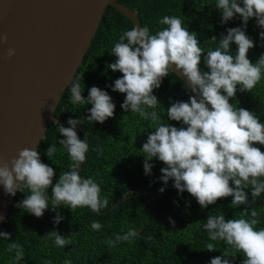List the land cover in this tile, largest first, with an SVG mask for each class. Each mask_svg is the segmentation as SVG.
<instances>
[{"label":"clouds","instance_id":"1","mask_svg":"<svg viewBox=\"0 0 264 264\" xmlns=\"http://www.w3.org/2000/svg\"><path fill=\"white\" fill-rule=\"evenodd\" d=\"M215 7L221 12V24L237 14L242 24L228 28L218 41L216 36L211 37L215 47L207 51L201 47L197 33L189 31L178 16H163L158 24L166 27L154 34L148 26L138 25L122 32L110 51L116 59L107 65L122 75L106 87L125 94L121 104L123 110L138 113L153 125L150 128L154 131L148 133L141 148L145 175L151 174L153 164L150 161L156 158L165 165L159 177L165 187L171 179L178 193L187 191L202 208L231 196L232 207L245 205L247 211L264 193V151L256 146H264V123L254 111L234 106L230 99L238 90L252 92L264 78V53L255 63L248 58L249 50L256 45L246 34L249 20L255 18L257 27L262 29L260 38L264 40V0H216ZM3 39L6 41L7 36ZM233 43L237 46L234 53ZM14 54V49L7 50L9 57ZM202 60L206 71L201 69ZM173 66L186 78V88L191 93L187 101L170 98V106L166 109L168 120L180 122V127L164 122L156 111L160 102L153 94L169 71H174ZM81 81L82 76L69 81L70 102L92 105L86 117L90 121L103 123L113 117L116 105L109 93L93 85L85 97ZM67 123V127L57 123L58 132L64 137L58 142L66 149L71 163L69 170L62 171L54 184V169L42 162L38 145L22 148L17 156L0 161V185L4 192L11 196L18 191L25 193V198L16 206L41 218L51 205L56 212L53 222L57 225L64 219L58 211L60 206L71 211L88 207L96 213L108 206V199H101V187L94 178L80 175V167L89 150L87 139H81L77 132L81 119L69 117ZM55 151L56 145L52 144L46 155L52 159ZM249 186L251 200L245 191ZM165 187L159 192L163 193ZM250 216L251 219H226L224 214L207 217L202 227L209 239L226 245L222 255L211 258L209 264H234L237 253L244 257L241 264H264V227H256L258 212L255 209ZM91 228L100 230L102 225L93 221ZM45 235L54 238L57 247L71 244L70 236L61 235L57 230ZM137 236L133 228L117 234L107 243L115 247L118 242H131ZM10 237L11 233L0 231V238L9 241ZM205 248L208 251L217 249L213 243ZM7 251L14 253L11 264L24 260L22 244L11 241ZM64 264H72V261L65 260Z\"/></svg>","mask_w":264,"mask_h":264},{"label":"trees","instance_id":"2","mask_svg":"<svg viewBox=\"0 0 264 264\" xmlns=\"http://www.w3.org/2000/svg\"><path fill=\"white\" fill-rule=\"evenodd\" d=\"M117 1L135 10L141 26H148L153 34L166 27L158 24L163 16L180 17L189 31L197 33L201 47L206 51L215 47L211 37L216 36L218 41L228 28L242 24L238 14L226 24H221V12L215 7L216 0ZM132 27L128 17L108 5L73 76V79L82 76V95L85 97L93 85L106 90L116 105L114 116L103 123L86 119L92 105H74L70 102L71 83L66 86L54 111V115L59 118L81 119V124L78 125L86 132L89 150L81 165L80 175L94 178L101 187V199L106 197L108 206L99 213L88 207L71 211L60 206L58 211L64 219L57 225L53 222L56 212L51 209V205L41 218L17 207V203L25 198V193L18 191L0 230L11 233L9 241L0 238V264H11L14 253L7 251L11 241L24 246L25 257L19 264H64L65 260H71L72 264H209L210 259L222 255L226 247L222 241H211L202 227L210 214H224L226 219H251L250 212L255 209L258 212L256 227H264V193L256 198L247 211L245 205L232 207L231 196L218 199L215 204L202 208L187 191L178 193L171 179L164 186L159 177L162 175L160 169L165 165L158 159L150 161L153 164L152 172L145 175L141 148L148 133L154 131L150 128L153 125L138 113L123 110L121 104L125 94L106 87L122 75L107 67L116 59L110 54L111 48L122 32ZM260 31L262 29L257 27L255 18L250 19L246 34L256 45L248 52V58L253 63L264 53V40L260 38ZM236 47L234 43L231 45L233 53ZM201 69L207 70L203 60ZM186 87L177 74L169 71L161 86L154 89L153 94L160 102L156 111L162 115L165 123L181 126L180 122L168 120L166 109L170 106V98L172 101L189 99L191 93ZM230 103L254 111L264 123V78L252 92L238 90ZM77 132L81 139H85L83 132L79 129ZM63 138L58 132V125L51 123L38 144L42 162L54 169L53 184L62 171L69 170L71 163L66 149L58 142ZM52 144L56 145V151L50 159L46 151ZM256 146L264 151V146ZM161 187H165L163 193L159 192ZM245 191L251 200L250 186ZM50 193L51 188L49 195ZM169 218L175 223H171ZM93 221L99 222L102 228L93 230ZM133 228L138 236L131 242H118L115 247H109L108 240ZM52 230L70 236L71 244L64 248L55 246L54 238L45 235ZM208 243H213L217 249L208 251L205 248ZM243 258L242 254L237 253L234 264H241Z\"/></svg>","mask_w":264,"mask_h":264},{"label":"water","instance_id":"3","mask_svg":"<svg viewBox=\"0 0 264 264\" xmlns=\"http://www.w3.org/2000/svg\"><path fill=\"white\" fill-rule=\"evenodd\" d=\"M108 5L141 26L117 0H0V161L36 148L51 123L68 125L54 111ZM13 199L0 185V230Z\"/></svg>","mask_w":264,"mask_h":264}]
</instances>
